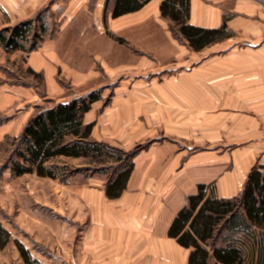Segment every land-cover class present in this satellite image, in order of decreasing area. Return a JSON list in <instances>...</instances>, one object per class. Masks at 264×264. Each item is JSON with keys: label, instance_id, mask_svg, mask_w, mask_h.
Segmentation results:
<instances>
[{"label": "rangeland", "instance_id": "374dc122", "mask_svg": "<svg viewBox=\"0 0 264 264\" xmlns=\"http://www.w3.org/2000/svg\"><path fill=\"white\" fill-rule=\"evenodd\" d=\"M207 1L213 3L212 0ZM257 1L264 4V0ZM234 3L235 0H227L226 6L231 7ZM40 15L37 12L29 19L38 18ZM42 19L44 20V17ZM5 21L6 15L0 1V29L21 23L7 25ZM44 21L50 28L48 22ZM167 24L161 18H151L138 20V23L127 24L126 27L112 28L109 21L108 27L111 29L105 40L90 41L86 37L83 38L80 32L76 34L71 31L60 41L64 50L63 56L67 61L75 59V56H69L75 48L83 50L85 47H91L89 52L95 53L92 57L96 65L86 82H74L68 73L61 75L62 81L67 85L66 101L90 93L100 97L101 93L105 92L109 96L106 101L108 105L118 87L126 91L138 88L148 92L155 91L152 98L146 99L149 103V113L145 114V122L148 118L149 122L151 119L152 127L150 132H146L145 141L137 140L131 147H121L112 141H97L92 133L89 140L117 147L127 155L134 154L133 158L154 142L178 143L181 150L178 149L174 155L171 153L167 161L149 172L152 222L155 225L153 233L160 240V244L162 238L166 240L167 237V221L181 203L178 192L182 193L190 181L180 185L178 191L175 186V194L170 191L171 188H163L164 191L160 194L153 192L151 185L170 183L174 175L189 168V162H201L206 165L226 164L229 161L227 158L233 152H240V148L253 144V141L247 143L246 139L240 137L237 120L232 121V112L238 111L237 94L229 92L223 101V95L213 92V102H223L224 105H218L219 109L215 108V111L209 114H206V111L197 113L190 109L193 107L190 100L194 96L188 95L190 80L187 79L186 73L187 61H191L193 57V61L197 62L207 54L222 55L238 46L233 47V43L227 41L221 46L214 44L199 53H191L185 43L181 42L183 39L176 35L178 26L173 22ZM44 39L45 37L42 41ZM42 41L39 42L40 45ZM108 51L114 52L110 58ZM28 54L21 50L8 52L0 48V223L11 234L5 247H0V264H25L18 243H22L32 257L35 255L36 259H43L45 264H71L72 254L76 256L79 253V241L84 240L83 232L74 228L133 224L136 219H140L136 223H147L150 215L148 210L146 211L148 204L139 199L135 191L125 190L118 199L108 198L106 187L113 177V171H107L101 164L91 163L89 158L60 157L49 163L67 166V174L63 171L58 179L41 177L36 173L16 176L11 172L10 161L23 146L16 137L22 133L38 107L52 106L53 102H56L47 94L44 72L37 77L29 71ZM78 56L83 60L86 58L83 55ZM120 83L124 84L120 86ZM30 88L36 92L34 101L33 97L21 96L19 92L21 90L26 93V89ZM215 89L213 87V90ZM245 94L246 108L249 105L252 108V94ZM201 97L200 95L197 98ZM204 97L205 95L203 99ZM25 105L29 109H22ZM249 107L247 110L252 111ZM31 108L32 112L29 114ZM180 152L185 156L182 157ZM209 153L212 154L211 157ZM197 154H202L198 156L201 157L200 160L196 157ZM128 158L126 157L123 164ZM173 179L176 180V177ZM161 204L165 206L158 207ZM92 232H87L86 239L91 246V252L84 253L89 255L88 263L80 264H110V245L113 242L107 239L100 241ZM226 233L227 227L223 225L217 237L223 239Z\"/></svg>", "mask_w": 264, "mask_h": 264}, {"label": "crops", "instance_id": "0c3cea01", "mask_svg": "<svg viewBox=\"0 0 264 264\" xmlns=\"http://www.w3.org/2000/svg\"><path fill=\"white\" fill-rule=\"evenodd\" d=\"M0 1L6 15L5 22L7 25L26 21L37 12L50 25L49 34L45 36L38 49L28 54L27 61L32 70L38 73L44 72L47 94L51 100L56 102H68L65 97L67 85L62 81L61 75L68 73L74 82H86L91 76L90 72L96 65L92 57V54H95L94 51L89 52L91 47H85L83 50L75 48V51H71L69 55L75 56V59L70 61L65 59L60 41L65 38L67 33L75 31L78 34L80 32L83 38L98 41L107 38L111 29L108 27L109 21L112 28L126 27L127 24L138 23V20L151 18H161L168 24L173 22L162 16L160 5L163 0H151L140 10L118 17L113 15V3L106 9L108 0ZM212 1L211 4L207 0H191L188 23L196 27L213 29L221 27L225 22L232 35L225 40L213 42V44L207 45L199 51L194 50L190 43L177 33L178 37L183 39L181 42L185 43V47H188L191 53H199L209 49L214 44L221 46V44H226L227 41H231L233 47H238L222 55L212 56L207 54L197 62L193 61V57L191 61H187L186 73L187 79L190 80L188 82V95L194 96L190 100L193 105L190 109H194L197 113L206 111V114H209L214 112L215 108L219 109L218 105L220 107L224 105L223 102H213V92L214 94L223 95V98L221 97L223 101L229 92L237 94L236 108H238V111L232 112L234 114L232 121L237 120L240 137L246 139L247 143L253 141V144L240 148V152H233L227 158L229 160L226 163L227 166L225 163L223 165L216 163L206 165V163L201 162L190 163V159L188 161L189 168L178 175H174L176 180L173 177L170 183H153L151 185L153 192L160 194L163 188H171L170 191L175 194L176 189L173 191L175 186H177L178 191L180 185H185L187 180L190 181L182 193L178 192L180 195L177 196L181 203L174 209L173 215L167 221L169 222L166 232L167 237L166 240L162 238L161 244L153 233L155 225L152 222L149 172L160 166L162 162L167 161L170 155H174V152L178 149L181 150V148H178V143L154 142L148 148L140 151L133 158L134 170L125 190L135 191L139 199L148 204L146 209L150 214L148 222L136 223L137 220L140 221V219H136L133 224L74 228L83 232L84 240L79 241V253L76 256L72 254L71 264L87 262L89 255L84 253L90 251L91 248L86 240L88 238L87 232L90 231H93L92 235L97 236L100 241L107 239L113 242L110 245L112 251L110 264H188L191 249L181 246L176 239L170 238L167 233L176 214L187 204L189 195L195 194L198 185L205 183L214 188V195L217 197L232 198L238 196L245 187L246 178L251 169L257 163H264V4L257 0H235L233 6L227 7V0ZM175 43L180 45L178 41H175ZM113 53V51L107 52L109 58ZM78 55L86 56L85 60L80 59ZM120 57L122 58V56ZM201 80L203 83H201ZM123 84L120 83V86ZM213 87L214 89L216 87V89L213 90ZM138 89L126 91L120 90V87H118V90L113 92L110 98V104L106 105L109 96L105 92L101 93L99 100L92 103L90 110L83 117V122L85 124L94 123L92 136L97 141H112L115 144L118 143L121 147H131L137 140L146 138V132H150L152 127H150L151 119L150 122L149 118L145 122V114L149 113L147 111L149 103L146 99L152 98L155 91L148 92L147 90ZM19 92H21V96L28 98L36 94L33 88L26 89V93L21 90ZM249 92L252 94L253 100L252 108L249 107L250 105L247 108L249 107L252 111H248L249 109L246 108L245 93ZM200 95L202 97L197 98ZM203 95H205L204 99ZM26 108L29 109L26 105L22 107V109ZM240 108L244 111L241 112ZM31 112L32 108L29 114ZM228 120L229 118H227ZM154 124L156 125V122ZM180 155L185 156L182 152H180ZM180 155L178 154L177 157ZM200 155L202 154L196 155L198 160L201 158L198 157ZM211 155L209 153V157ZM191 158L193 159V156ZM164 206V204L163 206L161 204L158 207L162 208ZM166 209L168 210V208ZM221 242L222 239H219L217 245ZM97 256L100 258L99 255ZM34 257L36 258L35 255ZM37 259L45 264L43 259L38 257Z\"/></svg>", "mask_w": 264, "mask_h": 264}, {"label": "trees", "instance_id": "16d2710c", "mask_svg": "<svg viewBox=\"0 0 264 264\" xmlns=\"http://www.w3.org/2000/svg\"><path fill=\"white\" fill-rule=\"evenodd\" d=\"M151 0H108L112 3L115 17L140 10ZM191 0H163L162 16L178 26V34L186 39L194 50L222 41L232 34L227 23L219 28L206 29L188 23ZM50 28L39 16L25 22L0 29V48L8 52L21 50L30 53L36 50ZM176 34V35H178ZM35 76L38 73L30 68ZM94 93L73 98L68 102H53L34 111L16 137L23 146L10 161L14 175L36 173L41 177L58 179L67 166L49 164L60 157L89 158L91 163L103 165L113 171L107 183L106 195L118 199L127 188L134 170L133 156L104 142L90 141L94 123L85 124L83 117L94 101ZM129 157L127 162L126 157ZM123 164V165H122ZM101 168V169H103ZM240 195L221 198L214 195V188L205 183L198 185L195 194H190L171 222L168 236L191 249L188 264H264V163H257L248 173ZM226 225L227 233L222 242L217 237L220 228ZM10 232L0 223V247L10 240ZM17 243V242H16ZM25 264H42L31 256L22 243H18Z\"/></svg>", "mask_w": 264, "mask_h": 264}]
</instances>
